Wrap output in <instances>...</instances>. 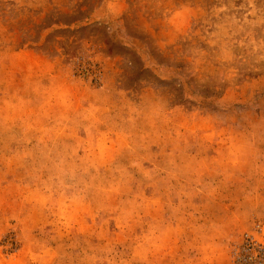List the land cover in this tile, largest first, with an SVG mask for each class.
<instances>
[{"label": "rangeland", "instance_id": "374dc122", "mask_svg": "<svg viewBox=\"0 0 264 264\" xmlns=\"http://www.w3.org/2000/svg\"><path fill=\"white\" fill-rule=\"evenodd\" d=\"M0 264H264V0H0Z\"/></svg>", "mask_w": 264, "mask_h": 264}]
</instances>
